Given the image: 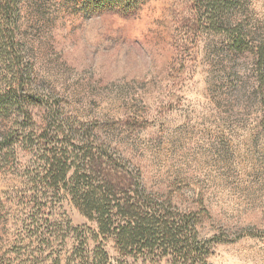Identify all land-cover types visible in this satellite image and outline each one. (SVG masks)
Segmentation results:
<instances>
[{
	"label": "rangeland",
	"instance_id": "374dc122",
	"mask_svg": "<svg viewBox=\"0 0 264 264\" xmlns=\"http://www.w3.org/2000/svg\"><path fill=\"white\" fill-rule=\"evenodd\" d=\"M101 1L22 0L17 39L38 95L93 128L102 161L121 159L99 178L119 189L139 179L198 213L209 264H264V67L252 50L264 40V0H238L223 15L241 25L247 48L232 44L231 25L217 31L199 0ZM6 73L0 63V89ZM10 124L0 117V132ZM38 157L0 162V264H66L80 240L95 245V223L55 194L63 189L27 178ZM133 255L126 264H173Z\"/></svg>",
	"mask_w": 264,
	"mask_h": 264
},
{
	"label": "trees",
	"instance_id": "16d2710c",
	"mask_svg": "<svg viewBox=\"0 0 264 264\" xmlns=\"http://www.w3.org/2000/svg\"><path fill=\"white\" fill-rule=\"evenodd\" d=\"M21 2L0 0V63L8 71L0 89V117L11 122L0 132V162L12 166L18 153L25 150L38 155L39 165L24 169L27 178L33 176V180L63 189V193L55 194L67 196L86 219L95 223L96 230L91 231L95 245L89 248L86 237L79 239L66 264H126L124 256L131 254L169 256L173 264H209L211 245L197 236L198 213L181 210L171 198L148 192L139 179L132 187L119 189L110 175L99 178V167L117 170L121 159L102 161L92 150L97 138L93 128L63 117L61 106L38 95L33 64L17 39ZM236 4L238 0L198 1L201 14L217 31L221 32L220 26L226 23L231 25L225 28L231 29L226 34L232 44L247 48L241 25L223 16ZM252 50L258 68L264 67V40L254 43ZM39 107L46 115L35 113ZM67 226L74 233L78 230ZM103 240L112 241L116 257H111Z\"/></svg>",
	"mask_w": 264,
	"mask_h": 264
}]
</instances>
